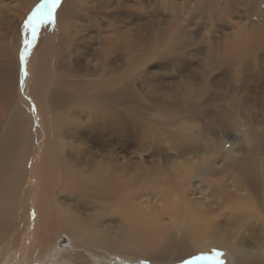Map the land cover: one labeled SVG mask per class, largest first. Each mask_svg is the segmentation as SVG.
Segmentation results:
<instances>
[{"label": "bare ground", "instance_id": "bare-ground-1", "mask_svg": "<svg viewBox=\"0 0 264 264\" xmlns=\"http://www.w3.org/2000/svg\"><path fill=\"white\" fill-rule=\"evenodd\" d=\"M31 1L25 0L22 11H31ZM68 3L83 9L77 13L81 20L77 14L74 23L68 13L63 17ZM112 7L103 0H63L55 22L39 27L48 40V50L70 35L85 41L87 32L97 25L89 27L97 16L94 13L102 9L106 19ZM105 26L109 27L108 21ZM39 35L19 65L22 69L17 68V101H10V93L0 88V264H12L11 255L17 264L27 260L34 264L47 252L51 264H183L216 247L228 252L234 264H264V156L250 147L240 169L233 168L239 159L237 145L254 141L246 125H240V136L229 143L221 135L202 151L188 144L171 154V148L158 144L153 148L152 167L132 166L130 160L111 156L91 162L93 155L84 158L75 149L65 151L68 134H82L85 139L91 135L102 147L143 143L147 149L151 141H143L140 133L156 139L155 129L137 122L139 131L132 137L127 122L121 128L115 125V111L149 112L140 115L162 130L176 121L171 117L175 113L133 107L126 93L114 89L111 75L115 73L116 45L123 48V69L129 70L128 66L145 56L132 39H105L100 65L93 66V75H88L95 78L70 81L75 78L70 69L65 65L59 70L61 55L51 61L54 72L41 76L40 67L33 72L32 58L41 51ZM24 49L21 46L16 54ZM11 73L12 64L0 61V81L10 80ZM58 111L70 123L61 121ZM83 115L94 122L89 132L74 124ZM118 129L125 134L119 142L115 139ZM186 131L180 128L169 134L185 142L191 136ZM221 171L232 173L227 185L223 191L210 190L207 179ZM143 198L155 203L148 211L142 208ZM82 201L87 203L84 208ZM99 217H107L109 225L102 226ZM61 235L68 243L64 249L56 246Z\"/></svg>", "mask_w": 264, "mask_h": 264}, {"label": "rangeland", "instance_id": "rangeland-1", "mask_svg": "<svg viewBox=\"0 0 264 264\" xmlns=\"http://www.w3.org/2000/svg\"><path fill=\"white\" fill-rule=\"evenodd\" d=\"M24 2L25 0H0V61L8 60V63L12 64L11 78L0 81V88L10 93V101L13 102L17 101L19 92L18 69H22V66L19 67L21 53H16L21 46L25 47V44L22 45L23 39L27 35L30 36L25 32L24 23L42 0H32L31 3L34 4L29 13L22 11ZM103 2L113 5L112 11L105 15L106 19L102 16V9L96 13L92 12L97 16L93 17L89 27L97 25L87 32L85 41L76 40L71 35L66 36L65 41L55 43L49 51L46 43L48 40H44L45 33L40 29L37 35L40 34L38 37L41 49L38 50L41 51L32 58V64L35 63L33 72L37 67L41 68L38 70L41 76L54 72L51 71V61L61 55L62 59L58 61L59 70L66 65V70L70 69V75L75 77L70 81H90L95 76L88 75L92 74L93 66H97L102 58L105 39H132L133 44L136 43L143 49L145 56L128 66L129 70L123 69L126 62L122 56L123 48L121 44L116 45L117 50L112 58V70L115 73L111 75L114 89L120 94L126 93L133 107L159 110L162 108L167 113H175L171 117L176 121L162 130L148 117L140 115L150 114L149 112L142 111L137 114L133 111H115V125L121 128V123L127 122L128 134L132 137L139 131L137 122H141L147 125L149 130L155 129L157 138L154 139L145 132L140 133L143 141H151L147 149H144L143 143L127 148L120 144L102 147L91 135L85 139L82 134H68L64 137L65 151L75 149L74 151L79 153L78 156L84 158L93 155L91 162H96L99 156H111L120 158L123 162L130 160L132 166L152 167L153 154H156L153 148L158 144L164 143L171 148V154L177 152L180 146L188 144L202 151L211 143L218 142L221 135L226 137H223V140L227 143L239 137L240 125L243 124L254 141L246 146L237 145L236 154L239 159L233 168L240 169L242 159L251 153L250 147L254 153L264 156V0ZM82 10L68 3L63 17L68 13V19L71 18L74 23L76 14ZM13 16L16 19L10 20ZM77 16L76 18H80L79 14ZM106 21L109 22V27L105 26ZM29 50L30 48L27 52ZM60 50L62 53L57 54ZM45 52H48V55L44 56ZM65 87L67 86L64 84L62 88ZM85 110L87 113L91 112L90 108ZM56 114L61 121L70 123L62 111ZM86 115L74 124L79 125L82 131L89 132L94 122ZM180 128L187 130L186 133L191 135L185 142L178 141L175 136L169 134ZM100 134L105 138L103 130H100ZM124 135L122 130L118 129L115 133L116 141H122ZM213 150L216 149L213 147ZM231 174L230 171H221L207 179L212 185L210 190L223 191ZM189 198L193 199L195 196ZM140 202L144 211L150 210L151 203L155 204L146 198ZM86 204V201L80 203L82 208ZM98 220L102 226L109 225L106 223L107 217H99ZM220 224L223 225L224 222ZM63 238L64 235H61L57 241L56 246L59 249L68 245L62 243ZM212 249L224 253L222 259L225 264H234L228 252L219 247ZM11 261L12 264L18 263L13 255L10 256ZM34 261V264H51L50 253L47 252ZM30 263L27 260L24 264Z\"/></svg>", "mask_w": 264, "mask_h": 264}, {"label": "snow or ice", "instance_id": "snow-or-ice-1", "mask_svg": "<svg viewBox=\"0 0 264 264\" xmlns=\"http://www.w3.org/2000/svg\"><path fill=\"white\" fill-rule=\"evenodd\" d=\"M61 0H42L36 10L27 18L24 23V29L26 33H30L31 39H25V49L21 54V63L23 64L24 57L27 50L32 46V43L36 40L37 32L42 23H54L55 12L60 6ZM224 253L217 249H212L208 253H199L186 260L183 264H225L222 259Z\"/></svg>", "mask_w": 264, "mask_h": 264}, {"label": "water", "instance_id": "water-1", "mask_svg": "<svg viewBox=\"0 0 264 264\" xmlns=\"http://www.w3.org/2000/svg\"><path fill=\"white\" fill-rule=\"evenodd\" d=\"M65 240H66V239H65V238H63V242H62L63 244L67 243V240H66V242H65Z\"/></svg>", "mask_w": 264, "mask_h": 264}]
</instances>
